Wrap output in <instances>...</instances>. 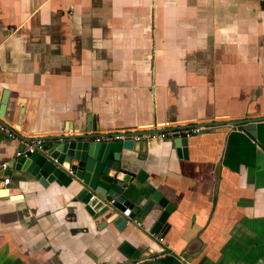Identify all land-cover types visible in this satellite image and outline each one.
<instances>
[{
	"label": "crops",
	"instance_id": "crops-1",
	"mask_svg": "<svg viewBox=\"0 0 264 264\" xmlns=\"http://www.w3.org/2000/svg\"><path fill=\"white\" fill-rule=\"evenodd\" d=\"M0 115L14 135L0 132V165L25 139L203 128L185 157L171 137L125 138L121 196L164 199L161 235L155 204L117 229L76 192L0 169V264H155L167 251L264 264V0H0Z\"/></svg>",
	"mask_w": 264,
	"mask_h": 264
},
{
	"label": "water",
	"instance_id": "water-1",
	"mask_svg": "<svg viewBox=\"0 0 264 264\" xmlns=\"http://www.w3.org/2000/svg\"><path fill=\"white\" fill-rule=\"evenodd\" d=\"M4 104V99L1 100ZM1 116V115H0ZM256 121H243V130H253ZM87 132V131H86ZM143 133L124 134V137H134ZM92 135H61L40 140L39 145L30 149L20 146L19 157L8 164V168L24 171L33 176L40 185L55 183L71 192H76V199L84 205L85 211L90 215H102L107 211L113 214L110 220L117 229H123L128 222H134V217L139 211L146 216L153 204L159 208L158 215L151 226L149 234H160L164 221L171 212V206L158 194H153L150 199L139 209L122 197L123 190L130 179L120 169V151L130 150L132 140L94 141ZM183 157L186 139L173 135ZM32 139H25L23 143L30 146ZM113 201L110 205L109 202ZM110 216V217H111ZM119 251L127 258L134 259L138 254L123 244ZM162 258L155 264H185L169 251L160 254ZM152 258V257H149ZM154 261V260H153ZM201 264H203L201 262Z\"/></svg>",
	"mask_w": 264,
	"mask_h": 264
},
{
	"label": "built area",
	"instance_id": "built-area-1",
	"mask_svg": "<svg viewBox=\"0 0 264 264\" xmlns=\"http://www.w3.org/2000/svg\"><path fill=\"white\" fill-rule=\"evenodd\" d=\"M203 130L202 127H197V126H188V127H183V128H179V129H168V130H153V131H148V132H142V135L139 136H134L133 140L134 141H139L141 138L143 137H149L151 139H166L167 137H171L173 138V135H178V137L180 138H184L187 139L193 135H197L199 134L201 131ZM0 132L3 133L6 137L8 138H12L13 132L10 128L5 127L3 124H1L0 122ZM125 133H119V134H113V135H106L105 140L106 141H114V140H124L127 137H124ZM100 140H104V139H99L96 138L94 141L98 142ZM30 146H26V149H30L33 145H39L40 141L37 140L35 142H31ZM21 155V153L17 152L15 154V157H19ZM7 163L1 164L0 165V169L4 170L7 167ZM8 183V179H4L2 181L3 186H5ZM113 203V201H110L109 204L111 205ZM158 243L162 242L161 238L157 239ZM151 260L153 261L154 259L151 258ZM122 264H141V261H137V260H133V261H127L124 262Z\"/></svg>",
	"mask_w": 264,
	"mask_h": 264
}]
</instances>
